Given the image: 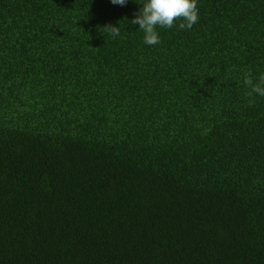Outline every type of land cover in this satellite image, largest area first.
Returning <instances> with one entry per match:
<instances>
[{
	"label": "trees",
	"instance_id": "16d2710c",
	"mask_svg": "<svg viewBox=\"0 0 264 264\" xmlns=\"http://www.w3.org/2000/svg\"><path fill=\"white\" fill-rule=\"evenodd\" d=\"M142 2L0 0V264H264V0Z\"/></svg>",
	"mask_w": 264,
	"mask_h": 264
},
{
	"label": "clouds",
	"instance_id": "9594fccd",
	"mask_svg": "<svg viewBox=\"0 0 264 264\" xmlns=\"http://www.w3.org/2000/svg\"><path fill=\"white\" fill-rule=\"evenodd\" d=\"M114 5L124 6L128 0H111ZM142 7L135 13L131 24H138L144 33V42L148 45L160 43L157 27L171 29L177 21H181L178 29H191L199 20L197 0H143ZM107 29L113 36H119L120 27L108 25ZM244 84L250 88L249 97L256 93L264 96V74L254 83L250 72L244 74ZM254 101L250 100L249 105Z\"/></svg>",
	"mask_w": 264,
	"mask_h": 264
}]
</instances>
